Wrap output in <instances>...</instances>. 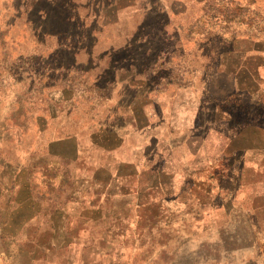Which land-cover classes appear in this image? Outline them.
<instances>
[{
    "label": "crops",
    "instance_id": "1",
    "mask_svg": "<svg viewBox=\"0 0 264 264\" xmlns=\"http://www.w3.org/2000/svg\"><path fill=\"white\" fill-rule=\"evenodd\" d=\"M155 2L71 0L63 32L43 24L52 10L21 0L0 27V87L16 77L12 62L28 80L20 134L30 129L35 156L67 175L65 210L115 217L150 200L212 225L243 215L264 233V127L224 111L221 91L208 99L200 83H154L153 29L139 14Z\"/></svg>",
    "mask_w": 264,
    "mask_h": 264
},
{
    "label": "rangeland",
    "instance_id": "2",
    "mask_svg": "<svg viewBox=\"0 0 264 264\" xmlns=\"http://www.w3.org/2000/svg\"><path fill=\"white\" fill-rule=\"evenodd\" d=\"M20 1L0 0V27ZM28 1L52 10L43 23L50 30L66 31L61 18L72 14L71 0H56L53 9L42 0ZM155 4L139 14L144 27L153 29L154 83H200L208 99L206 91L229 97L221 103L224 111L238 119L243 109L252 124L264 127V0ZM13 68L16 77L0 87V264H264V233L243 215L212 225L206 213L162 210L150 200L130 210L119 205L122 215L115 217L83 216L70 204L65 210L67 175L35 156L30 129L20 134L28 114L21 111L27 94L20 85L28 80L19 77L18 64L12 62ZM235 168L241 169L237 158Z\"/></svg>",
    "mask_w": 264,
    "mask_h": 264
}]
</instances>
